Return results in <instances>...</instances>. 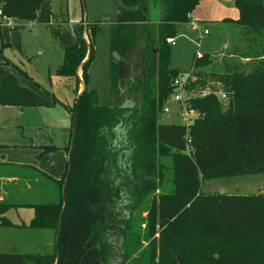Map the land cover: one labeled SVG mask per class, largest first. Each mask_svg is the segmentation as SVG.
I'll return each mask as SVG.
<instances>
[{
	"label": "trees",
	"instance_id": "trees-1",
	"mask_svg": "<svg viewBox=\"0 0 264 264\" xmlns=\"http://www.w3.org/2000/svg\"><path fill=\"white\" fill-rule=\"evenodd\" d=\"M44 1L0 0V8L13 19L34 20ZM120 1L118 17L109 24L105 100L89 87L101 22L88 21V40L63 47L57 73L75 77L85 88L68 108L71 168L67 164L60 179L45 176L57 185V198L35 203L0 200V226L12 225L5 216L9 209L30 206L34 217L29 227L54 231V249L37 254L0 251V264H112L113 237L105 238L111 233L119 239L123 257L117 264H125L130 237L125 207L133 201L148 204L150 264H264V193L202 189L207 179L264 174V0H235L237 20L213 21L240 27L248 46L238 53L230 45L221 54L194 53L188 73L195 80L190 83L199 90L220 83L230 106L225 110L217 94L206 90L192 100L200 114L189 125L159 123L158 117L176 91L175 79L184 73L172 67L167 38L178 35L177 24L191 21L199 0ZM151 10L158 11L155 21L149 20ZM204 28L211 32L209 24ZM142 39V55L129 60ZM86 58L80 78L78 69ZM126 71L131 76L127 79ZM135 71L138 76L132 77ZM111 97L122 103L113 104ZM55 104L22 86L13 73L0 79V106ZM37 147L39 156L58 149L54 144ZM121 199L125 206L112 215Z\"/></svg>",
	"mask_w": 264,
	"mask_h": 264
},
{
	"label": "rangeland",
	"instance_id": "rangeland-1",
	"mask_svg": "<svg viewBox=\"0 0 264 264\" xmlns=\"http://www.w3.org/2000/svg\"><path fill=\"white\" fill-rule=\"evenodd\" d=\"M218 1L224 5L222 10H219L212 0L199 1L193 11L198 14L199 11L196 9L200 5L198 9L201 14L206 15L207 21L204 25L192 20L199 25L198 29L188 22L179 23L180 36L176 37L175 44L171 45L172 67L188 73L196 50L221 54L230 45V49L233 48L238 53L248 46L241 40L244 35L240 27L227 23H220V25L213 23V19L221 22L225 17L231 16L232 1ZM121 6L120 0H45L34 20L12 19L10 23L2 20L0 54L4 57H1L3 62L0 63V71L14 73L20 79V84L42 93L49 101L54 99L56 104L52 107L39 108L1 106L0 160L35 163L54 176L62 177L67 160L64 147L68 145L70 139L71 116L68 108L74 104L78 95L77 88L80 85L75 77L60 75L56 71L63 59V47L83 40L85 22H101L102 29L95 37V55L89 69L91 73L89 87L97 89L100 100H105L110 84L109 24L117 19ZM208 24L211 32L205 34L203 30ZM85 38L88 40V36ZM143 49L144 40L142 39L139 40L129 60L137 61ZM3 73H0V77ZM79 73L82 78V70ZM124 74L125 79L131 77L128 71ZM135 76H138L137 71L132 74V77ZM194 80L195 76L190 72L183 89L176 91V94L180 95V100H176L174 95L170 96L164 105V108L168 110H163L159 115V123L185 124L181 116V111H185L184 108L192 111L191 114H200L191 103L206 90L217 94L225 110L230 106L229 96L220 83L213 81L211 87L199 90L197 86L190 83ZM125 84L129 86L130 81L126 80ZM130 94L127 93V96ZM223 95L225 97H222ZM111 98L113 104L122 103ZM134 101L137 99L135 98ZM42 139L46 143L54 142L62 147L39 156L38 149L30 142L38 143ZM156 181H159L158 176ZM167 189H172V186L169 185ZM202 189L208 192L224 190L219 193H264V174L207 179L203 181ZM147 206L135 204L133 201L125 207L128 218L125 225L130 228L127 233L130 237L125 247L127 260L125 264H150ZM110 236L113 237L110 240V248L112 247L115 254L111 253L109 260L112 264H117L123 258L118 247L120 242L112 233L105 238ZM159 257L158 254L157 258Z\"/></svg>",
	"mask_w": 264,
	"mask_h": 264
},
{
	"label": "crops",
	"instance_id": "crops-1",
	"mask_svg": "<svg viewBox=\"0 0 264 264\" xmlns=\"http://www.w3.org/2000/svg\"><path fill=\"white\" fill-rule=\"evenodd\" d=\"M212 1H214L215 6L219 10H222V8H224V5L223 3H221V1H218V0H212ZM229 1H232V3H230L232 6L230 10L231 16L225 17V18H231L233 20H237L239 18V12H238V9L235 8L236 7L234 4L235 0H229ZM199 7L200 5L196 9L199 11L198 14H196V11H193L191 13L190 15L191 21L195 20L199 23H201L202 21H207L206 15L200 13V10L198 9ZM198 16H201L202 18ZM213 20L217 21L216 19H213ZM191 21L188 23H191ZM2 23L3 22L1 20L0 26L2 25ZM86 24L87 22H85L84 24V30H83L84 38L88 36ZM178 27L180 28L179 24H177V30H178ZM192 29L194 28L192 27ZM178 36H180V33H178L176 37ZM1 57H4V56L3 55L1 56L0 54V63L3 62ZM81 70H79V72H81ZM0 73H3L0 77L1 79L4 74L11 73V72H5V70H1ZM79 75L80 73L78 74V76ZM17 79L20 83V79L18 77ZM90 79H91V73H90ZM22 86H25V85H22ZM25 87H28V86H25ZM81 90H82V84L80 82L78 93ZM34 91L37 93H40L36 90ZM3 107H14V106H3ZM70 132H71V126H70ZM30 143H32L38 149L39 153H40V149L37 147L39 145L54 144L58 147V149L62 147L54 142L46 143L45 141H43V139L41 142H38V143H33V142H30ZM69 143H70V139H69L68 145L64 147L66 156H67L65 170L68 164L69 152L67 151V147L69 146ZM24 144H28V143H24ZM20 165L32 166L33 169L24 168V167L20 168L19 167ZM36 170L43 172L45 174L43 175L44 177H41L42 175L41 176L36 175L37 173ZM46 175L49 177H52L53 179L61 178V177L59 178V177L54 176L52 173L39 167L35 163L14 162L11 160H6V159L0 160V200L6 199V200H10L16 203H35L37 202V201H34L36 199L42 200L43 202L54 200L55 198H57V194H58L57 185L52 183L50 179H46L45 178ZM219 192H224V190H220ZM5 216L11 221L12 225L11 226H0V251L1 252H18V253L37 254V253H48L50 251H53L55 240H56L55 232L52 230H38V229H32L29 227L31 220L34 217V209L32 207L30 206L12 207L5 213Z\"/></svg>",
	"mask_w": 264,
	"mask_h": 264
},
{
	"label": "built area",
	"instance_id": "built-area-1",
	"mask_svg": "<svg viewBox=\"0 0 264 264\" xmlns=\"http://www.w3.org/2000/svg\"><path fill=\"white\" fill-rule=\"evenodd\" d=\"M12 19L10 16H7L5 15L3 12H2V9L0 8V21L1 20H4L6 21L7 23H10L12 22ZM191 24L193 25V27H195L196 29H198V24L195 22V21H191ZM203 32L205 34H208L209 33V30L208 29H204ZM167 42L170 43V44H175V38H167ZM196 55L198 57H201L202 56V51L201 50H196ZM189 78V73H183L181 74L177 79H175L174 81V84L176 85V91L180 90V89H183L185 83L187 82ZM174 92L172 95H174V98L176 100H180V95L176 94L177 92ZM222 97H225V95H223ZM165 111H167L168 109L167 108H164ZM185 111H181V116H182V119L184 121V123L186 125H189L192 123V120H193V117L195 116V114H191L192 111H189L187 110L186 108H184ZM198 115V114H196Z\"/></svg>",
	"mask_w": 264,
	"mask_h": 264
},
{
	"label": "water",
	"instance_id": "water-1",
	"mask_svg": "<svg viewBox=\"0 0 264 264\" xmlns=\"http://www.w3.org/2000/svg\"><path fill=\"white\" fill-rule=\"evenodd\" d=\"M158 17H159V15H158V13H156V11H154V10H151V11H150V15H149V20H150V21H155V20L158 19ZM114 56H115L117 59H119V55H117L116 53L114 54ZM87 59H88V58H86V59L84 60V62L81 64V66L79 67V69H78V74H79V70H81L82 66H83L84 63L87 61ZM81 84H82V90H81L78 94H80V93L84 90V88H85V84H84L83 82H81ZM68 167H69V170H70V168H71V167H70V153L68 154ZM58 259H59V253H57L56 263H57Z\"/></svg>",
	"mask_w": 264,
	"mask_h": 264
},
{
	"label": "flooded vegetation",
	"instance_id": "flooded-vegetation-1",
	"mask_svg": "<svg viewBox=\"0 0 264 264\" xmlns=\"http://www.w3.org/2000/svg\"><path fill=\"white\" fill-rule=\"evenodd\" d=\"M125 206V199H121L116 203V207L111 210L112 215L118 214V212Z\"/></svg>",
	"mask_w": 264,
	"mask_h": 264
}]
</instances>
